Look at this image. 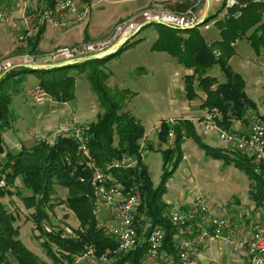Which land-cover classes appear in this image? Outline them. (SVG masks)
<instances>
[{
	"label": "trees",
	"instance_id": "obj_1",
	"mask_svg": "<svg viewBox=\"0 0 264 264\" xmlns=\"http://www.w3.org/2000/svg\"><path fill=\"white\" fill-rule=\"evenodd\" d=\"M195 0H178L165 3L176 11H184L194 5ZM240 5L229 9L226 16L218 17L223 11L224 5L212 14L210 18H217L215 26L220 31V38L212 43L207 42L199 27L188 30H176L164 26L159 36L152 44V49L165 51L175 57L178 63L191 73L184 75V96L193 101L199 97V90L204 92L201 99V107L209 111L208 117L224 129H232L233 119H241L248 123L256 103L246 92V81L242 73L235 71L230 65V59L236 54L235 43L246 37L257 54H264V0H239ZM55 0L50 2L53 7ZM241 11L240 17H235L237 11ZM217 16V17H216ZM207 20V19H206ZM45 26H41L39 32L30 38V51L34 52L40 40ZM141 39L128 41L136 44ZM105 58L78 62L80 69L97 61L101 63ZM213 66H219L224 79L211 73ZM71 65L51 69H32L18 64L7 70L0 79V264H38L40 257L31 251L20 238V228L15 225L17 220L14 213L8 211L2 202L9 187L16 178L22 181L21 193L25 190L31 194L23 196L25 203L34 207V220L41 230L43 223L48 220L47 204L51 201L57 183L65 185L70 195L67 203L73 207L80 219L82 229L73 236H62L58 233H48L50 242L43 241V246L57 260L53 245L62 251V256L71 263L78 255L86 252L88 248H95L98 256L106 255L107 264H143L146 244L142 243L135 250L120 252L118 242L109 229L100 226L96 220L91 206V199L95 195L93 183V170L89 168L84 156L78 150V141L75 137L76 130H64L60 132L54 142L48 139L39 140L30 148H22L18 152H12L3 146L2 131L11 127V107L14 92H18L24 81L26 72L39 74V86L46 94L55 100L68 101L75 98V76L70 73ZM98 69V68H97ZM103 71V72H102ZM108 74L101 68L89 73L92 85L98 95L103 112L98 115L96 121L80 124L84 135L89 137L88 146L90 154L97 165L105 167L116 161L123 160L127 156H135L138 163L131 167H111L106 172L110 175L111 183L122 185L124 193L139 192L141 203L136 214L138 230L161 226L167 233L166 247L173 249L172 236L176 233L166 211V203L163 196L167 189V181L180 165L184 152L181 144L187 137L197 141L207 154L220 156L219 149L205 143L195 131L194 122L191 119H178L175 122L161 121L158 130L159 147L164 157V172L159 186H155L147 165L143 160L144 150L142 140L146 129L141 121L133 115L129 109H125L126 90H112L103 82L102 77ZM125 99V100H124ZM124 100V101H122ZM170 132L175 134L173 146L162 149L163 142L170 138ZM151 147V146H150ZM236 152L240 158L250 160L240 151ZM1 154H4L2 157ZM4 158V160H3ZM172 160V166L167 164ZM243 164L242 161H237ZM251 162V160H250ZM244 165V164H243ZM249 173L259 182L261 195L256 206L264 208V167L261 173L244 165ZM6 181L5 186L1 184ZM96 196V195H95ZM148 224V226L146 225ZM50 244H52L50 246ZM87 249V250H86ZM13 259H12V258ZM44 264V262H41Z\"/></svg>",
	"mask_w": 264,
	"mask_h": 264
},
{
	"label": "rangeland",
	"instance_id": "obj_2",
	"mask_svg": "<svg viewBox=\"0 0 264 264\" xmlns=\"http://www.w3.org/2000/svg\"><path fill=\"white\" fill-rule=\"evenodd\" d=\"M96 1L97 0H95V3ZM110 1L111 0H101L100 2H97L96 6H121L120 3ZM198 1L199 0H195L194 5L197 3V8L204 10V14L209 13L208 18L223 6L221 2L216 0H210L209 2L208 0ZM126 2L130 5L133 4V0H127ZM170 6L171 5L166 4L165 6L153 7L172 9ZM225 12L226 9H223L218 17L226 16ZM218 17L209 20H217ZM163 24L148 23L138 34L134 35L130 41L131 43L136 41V39L138 40L139 38L144 37L143 39L145 42L143 44L134 48L135 46L133 44L127 42L119 52L104 57L105 59L101 61V63L97 61L90 62L86 67L87 70L89 69V73L92 71L97 73L99 68L103 69L108 74L105 78L102 77L103 82H105V84L112 90H116V88L118 90L122 88L123 90H126V100L131 101L134 90L137 92L133 101L127 103L124 101L125 99L122 101L125 102V109H129L133 115L141 121L147 131L149 144L147 145L148 148L144 150V160L150 167L149 172L155 186L161 184L165 162L162 151L157 149L159 147L158 141L160 142L157 130L161 121L167 120L175 122L178 119H186L188 117L193 118L192 112L198 110L196 108L200 106L201 99H203L205 95L202 90H199V97L193 100V102L186 99L184 96L185 93L183 94L184 75L186 72L185 67L180 65L177 59L169 53L150 48V44L156 38L157 32L159 36L161 28H164V26L170 27ZM214 25L210 29H206L202 25H199L200 31L208 41L219 38V30ZM39 29L40 28L38 27L36 32L39 31ZM9 30L12 35V29L9 28ZM19 46L21 48L20 52H18L17 49V52L9 53L10 55H0V66L5 60L13 59V57L19 55L27 53L35 56L40 55L37 51H30V46H27V48H25L24 45ZM72 46L74 45L61 47ZM48 53L49 52L43 53V55ZM263 59L264 56L257 59L255 50L248 42L247 38L243 37L237 41L236 54L230 61V64L234 70L242 73L249 80L252 78H254L253 81L258 80V86L262 88L264 87ZM78 62L79 61L69 64L71 65L69 70L70 73L76 77V97L65 102L61 101L55 103L51 101V97L47 94H45V98L41 102L36 101V99L31 96L32 90L41 87L35 85L31 88V84L39 82V74L33 71L23 74L24 81L19 89L24 88L21 91V96L26 100V103L11 104V107L15 106L16 109L12 108L13 114L11 116V122L14 121L15 111L21 114V118H18L12 129L3 133L4 147L6 151L11 150L12 152H17L22 149L18 147L19 144L23 143L24 146L30 147L42 139H48L49 141L52 140V142H54L61 130L57 131V129H55L54 136H42L43 129L50 125L49 122L52 117L57 116L53 115L54 107L60 109L63 113L65 112V114L73 115L76 124L74 123L75 125L73 124L74 126L66 131L74 130L79 124H87L98 119V114L103 111V108L100 106L98 95L92 86L91 79L87 76L89 73L87 72V75L76 73L78 67L75 64ZM137 63H142L143 65H140L141 67L138 69L136 67ZM134 67H136L135 70ZM11 68H14V66ZM183 70H185V72H183ZM6 72L7 71H0V76L4 75ZM211 73L220 77V80L224 79L223 72L220 70L219 66H213L211 68ZM14 95L15 92L13 96ZM186 103L191 106V114H184L178 118L179 115L182 114L184 110L183 108L187 105ZM24 105H26L27 108H24ZM260 105L262 106V104ZM208 116L209 115H207V117ZM64 119H66V116ZM249 123L250 121L247 125H249ZM200 129L201 128L199 127V131ZM31 133H33L31 139L25 140V137ZM170 138H175V134ZM209 138L210 136L204 138L203 141L210 144ZM219 140L220 143L222 142V146L225 147L223 141L221 139ZM145 143L147 144V141H145ZM169 145L170 139L163 142L162 149ZM219 150L220 156L218 157L211 154L206 155V151H204L202 147H200L193 139H189L187 146L184 148V151L188 156L187 158L182 159L179 168L171 177L172 179L169 180L171 188L168 191V195H170V198L172 199V205L175 207L182 206L201 197L213 205L225 207L227 214L232 216L233 219L241 218L250 222L253 220L254 215L261 210L256 204L260 197H262L261 195L255 194V192L260 190L259 182L253 178L248 169L244 166L247 165L253 168V164L250 160L240 158L236 152L227 151L225 149ZM1 156L3 157L4 154H1ZM240 160L244 165L237 162ZM171 163L172 160L169 161L166 166L168 169L171 168ZM191 177L194 178L193 182H191ZM5 183L6 181L1 182L3 186H5ZM174 184L179 186V189L174 188ZM21 187V179L16 178L14 183L9 187L10 192L6 193L2 198V202L8 211L16 215L17 220L15 225L20 228V238L31 251L40 257V262H38V264H41V262H44V264H90L86 252H82L78 255L70 254L69 256L74 258L71 263L66 257L62 256L63 253L66 254L67 251H62L56 245L51 246L52 244H50L54 249L53 252H55V254L58 252L56 254V257L58 258L55 260L50 252H48L43 246V241L50 242V239L47 236L48 233H58L62 236L69 237L75 235L79 229H82L76 210L71 207L66 200L70 195L69 189L65 185L59 183L55 185V192L52 195L51 201L47 204L49 218L44 221L43 228L40 230L37 227V222L33 218L35 212L34 207L28 206L23 199V196L31 193L25 189L22 194L18 193V191L21 190ZM182 193H184L185 198L181 200L180 196ZM91 204L98 223L102 221L103 223L108 224V220H105L104 218L112 212L107 209L95 195L91 199ZM236 210L237 214L235 213ZM113 214L115 216L117 215L115 211H113ZM157 226H159V224H157ZM108 262L109 260L107 259L100 264H107Z\"/></svg>",
	"mask_w": 264,
	"mask_h": 264
},
{
	"label": "built area",
	"instance_id": "obj_3",
	"mask_svg": "<svg viewBox=\"0 0 264 264\" xmlns=\"http://www.w3.org/2000/svg\"><path fill=\"white\" fill-rule=\"evenodd\" d=\"M9 0H0V23L6 19L7 12L4 3ZM24 4V16L32 12L33 0H16ZM221 2L226 9L240 5L239 0H216ZM200 2V0L198 1ZM197 3L184 11L149 7L139 13L119 21L104 39L96 42H87L72 47H61L48 54H23L13 59H7L0 66V71H7L18 64H54L64 61L77 62L81 58L101 53L117 43L132 39L136 32L148 23H164L172 29L188 30L196 28L198 22L209 29L216 20H209V13L197 8ZM74 14L75 17L69 23L84 21L88 15V9L81 12L78 9V0H55L53 7H44L39 13L31 16L35 20L34 26L29 28L26 34L20 35V40L35 33L39 26L53 25L62 27L67 24L66 17ZM235 17L241 16V11L235 12ZM207 19V20H206ZM3 68V69H2ZM2 69V70H1ZM46 92L41 88H34L32 95L36 101L41 102ZM207 127H214L219 132V137L229 151H240L250 158L254 171L261 173L264 167V117L254 116L249 123L247 132L243 130L224 129L216 124L211 117L206 118ZM75 137L78 141V150L84 156L89 168L93 170L94 192L102 204L112 214L116 212L118 223L109 224L99 222L100 226L107 227L118 242L120 252L135 250L142 243L146 244L143 264H204L199 256L198 245L210 240H221L233 254L230 264H264V208L254 215L253 220L235 221L226 212V208L213 205L204 198H197L190 204L173 207L169 210V220L175 227L176 233L172 236L173 249L166 247L167 233L161 226L143 228L140 232L136 223L138 206L141 203L139 192L124 193L122 185L111 183L106 172L115 166L131 167L138 163L135 156H127L123 160L108 164L105 167L97 165L90 154L88 146L89 137L84 135L83 127L79 124L75 128ZM170 137L174 133L170 132ZM148 226V224H146ZM110 228H109V227ZM188 234H193L189 237ZM90 264H100L108 258L106 255L98 256L95 248L90 247L86 251ZM214 264H227L217 263Z\"/></svg>",
	"mask_w": 264,
	"mask_h": 264
},
{
	"label": "crops",
	"instance_id": "obj_4",
	"mask_svg": "<svg viewBox=\"0 0 264 264\" xmlns=\"http://www.w3.org/2000/svg\"><path fill=\"white\" fill-rule=\"evenodd\" d=\"M51 1L52 0H33L31 2L32 12L30 13V15L34 16L35 14L39 13V11H41L42 8L50 6ZM100 1L101 0H97L95 3V0H78V9L80 12L84 9H88V15L84 21H79L76 23H69L75 17L74 14H69L66 17L67 24L65 26L55 27V26L50 25V24L44 25L45 26L44 31L41 34L40 40L36 46L35 51H37L40 54H43V53H47V52H51L53 50H56V48L61 47V46H71V45H76V44H82V43H87V42H96V41L102 40V39L106 38L111 33L114 26L120 20L131 17V16L139 13L140 11H142L148 7L165 6L167 4L165 2H167V1H170L173 3V2H176L178 0H133V4H131V5L126 2L127 0H111L110 2L120 3L121 6H96L97 2H100ZM4 6L6 8L7 16H6V19L0 23V55L1 54L2 55H5V54L10 55L11 53L17 52V49H18V52H20L21 48L19 45H24L25 48H27V46H30L29 45L30 38H33L34 36H36L39 31H37V32L35 31L34 34L26 36L25 39L20 40V35L26 34L28 29L34 26L35 20L33 18H31L30 15H28L26 17L24 16V14H23L24 4L21 2H17L16 0H9V1L4 3ZM40 27L41 26H39V28ZM9 28L12 29V35H11ZM14 30H16V31H14ZM157 37H158V32H157L156 38L154 40H156ZM143 38L142 37L139 38L141 40L138 43L133 44L135 46L134 48L138 47L139 45H141L145 42V40ZM219 38H220V31H219ZM219 38H215L212 41L207 40V42L212 43L213 41H215ZM154 40L150 44L151 49H152V44L155 42ZM236 44H237V42L235 43V47H236ZM18 54H20V53H18ZM234 56L230 59V61L234 58ZM261 56L263 57L264 54L263 53L257 54V59H260ZM0 59H1V56H0ZM263 61H264V59H263ZM140 62H142V61H140ZM140 65H143V64L137 63L136 67L139 69L141 67ZM86 67H87V65L83 66V68H81V69H80V67H78V71L76 73H81V75H84V74L87 75V72L89 71V69L87 70ZM136 67H134V70L136 69ZM83 69H85V70H83ZM185 69H186V72H185V70H183V72H185V74L192 72V69H187V68H185ZM87 76H89V74ZM243 77L246 81V92L249 95V97L253 101H255V103H256V110L253 111L252 117H254V116L264 117V87L261 88L260 86H258L259 85L258 80L253 81L254 78L249 80L244 75H243ZM75 82H76V77H75ZM35 85H39V82H35V83L31 84V88ZM75 87H76V83H75ZM23 89H20L12 97V104H25L26 103V100H24L23 96H21V91ZM136 94H137V92L134 90V93L131 97V101H133L135 99ZM183 94H184V90H183ZM75 97H76V93H75ZM50 99H51V101H53L55 103L61 102L60 100H55L53 98H50ZM131 101L126 100V103L131 102ZM62 102H65V101H62ZM260 104H262V106ZM190 107L191 106H189V104H187L183 108L184 110H183L182 114L179 115L178 118H180L184 114L189 113V115H190L192 112V111H190ZM12 108L15 109V106ZM24 108H27L26 105H24ZM196 109H198V110H196V111L193 110L194 112H192L193 118L188 117V119H191L194 122V128H195V131L197 132V134L200 135L202 140L204 138L210 136V138H209L210 144L209 145H211V146L226 148V146L225 147L222 146V142L220 143V140H219L220 137H219L218 130L215 129L214 127H207V124L205 123L209 111L207 109H204L201 106L197 107ZM53 112H54L53 115H57V116L52 117V119L49 122L50 125L47 128L43 129V132H42L43 137L47 136V135H48V137L54 136L55 135L54 134L55 129H57V131L61 130V132H62L64 130L71 128L72 126H74L76 124L74 119H73V115L65 114V112L63 113L60 109H58L56 107H54ZM14 114H15V117H14V121L11 123V127L2 131V137H3V133L9 129H12L15 126V122L18 120V118H21V114L17 113L16 111L14 112ZM65 116H66V119H64ZM174 120H176V119H174ZM171 121H173V120H171ZM247 124L248 123H245L241 119L240 120L239 119H233L231 130H243L244 132H247L249 129V125H247ZM199 127L202 130L200 129V131H199ZM158 130H159V128H158ZM158 130H157V133H158ZM32 134L33 133H31L27 137H25L26 138L25 140L31 139V136H33ZM35 134H37V133H35ZM147 136H148V134L146 131V136L144 137V139L142 141L143 146H146V148H148L147 145L149 144L148 143L149 139ZM169 139H170V146H173L175 138H169ZM189 139H193L195 141V139L192 137H187L183 140V142L181 144L182 150L184 152L183 158H187V156H188L186 154V152L184 151V148H185V146H187ZM50 141H52V140H50ZM145 141H147V144L145 143ZM195 142L200 146V144L197 141H195ZM158 143H159V141H158ZM3 146H4V140H3ZM32 146H34V145H32ZM32 146H30V147H32ZM18 147L30 148V147L24 146L23 143L19 144ZM204 151H205V149H204ZM205 154L207 155L206 152H205ZM144 157H145V153L143 154V160H144ZM144 162H145V160H144ZM145 164L147 165V167L149 169L150 168L149 165L146 162H145ZM179 166H178V168H179ZM177 169L175 170V172L177 171ZM173 174L171 175V177L173 176ZM171 177L169 178V180L172 179ZM169 180L167 181V184H166L167 189H166V192L164 193V196H163L164 202L166 203V211L164 212V214L168 215V218H169V210H171V208L175 207L172 205V202H171L172 199L170 198V195H168V191L171 188V184H170ZM193 181H194V178L191 177V182H193ZM174 188L179 189V186L174 184ZM180 198H181V200L185 198L184 193L181 194ZM190 203H188V204H190ZM235 213L237 214V210L235 211ZM242 213H244V212H242ZM113 215L114 214H112V213L108 216L104 215L105 216L104 219L108 220V224L110 226H113V225L118 223L116 216L115 215L113 216ZM111 217L114 219H112ZM240 219L241 218H235L234 220L238 221ZM242 220H244V219H242ZM250 222H248V223H250ZM188 236L193 237V234H188ZM198 248H199V250H198L199 256H200V258L204 264H214L215 262L230 264L231 261L233 260V257H234L233 254L231 253V251L229 250V248L226 247V245L221 240H213V241L207 240V241H205V243H200L198 245Z\"/></svg>",
	"mask_w": 264,
	"mask_h": 264
},
{
	"label": "water",
	"instance_id": "obj_5",
	"mask_svg": "<svg viewBox=\"0 0 264 264\" xmlns=\"http://www.w3.org/2000/svg\"><path fill=\"white\" fill-rule=\"evenodd\" d=\"M210 0H208L209 2ZM204 21L201 20L200 22H198L195 26H199L202 24V22ZM158 24H163L161 22H157ZM164 25V24H163ZM140 32V31H139ZM139 32H136L134 35L138 34ZM127 41L124 40V41H121L119 43H117L116 45L112 46L111 48H108L107 50L101 52V53H96V54H92V55H89V56H86V57H83L79 60V62L81 61H89V60H94V59H98V58H104L106 57L107 55H112V54H115L117 52H119L122 47H124L126 45ZM70 63L72 62H64V63H54V64H40V63H32V64H21L22 66H25V67H29V68H32V69H51V68H56V67H61V66H67L69 65ZM3 75L0 76V79Z\"/></svg>",
	"mask_w": 264,
	"mask_h": 264
}]
</instances>
